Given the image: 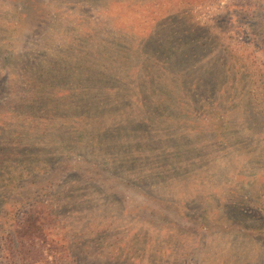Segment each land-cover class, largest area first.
Instances as JSON below:
<instances>
[{
    "label": "rangeland",
    "instance_id": "rangeland-1",
    "mask_svg": "<svg viewBox=\"0 0 264 264\" xmlns=\"http://www.w3.org/2000/svg\"><path fill=\"white\" fill-rule=\"evenodd\" d=\"M257 20L264 0H0V234L38 204L54 246L0 238V264H264Z\"/></svg>",
    "mask_w": 264,
    "mask_h": 264
},
{
    "label": "trees",
    "instance_id": "trees-1",
    "mask_svg": "<svg viewBox=\"0 0 264 264\" xmlns=\"http://www.w3.org/2000/svg\"><path fill=\"white\" fill-rule=\"evenodd\" d=\"M260 20V19H259ZM259 24L258 31L262 30L264 32V22L258 21ZM169 24V23H168ZM168 24H164V27L167 28ZM187 27H181L179 31L177 32L178 35L176 36L178 43L173 46H177L178 48H183L184 46L190 48L188 51H185L184 58H193L195 56V50H200L202 52L205 50L204 47L208 46V44L204 41L203 38L200 37V35L195 31V27L192 25H189L186 23ZM157 32H154L152 40L150 41L149 37L146 39L148 44L152 45V54L155 56L157 54H161V57H163L165 60L167 58V54H169V51L173 48L170 47L167 44L166 40L164 39V36H162V32L158 33V30L160 28L155 29ZM255 32V30H254ZM163 33L166 35V32L163 31ZM256 33V32H255ZM168 36H172V33H168ZM180 35V36H179ZM150 41V42H149ZM261 44V41L260 43ZM263 45V42H262ZM264 46V45H263ZM192 50V52H191ZM130 53L129 46L124 49V57H128ZM140 56V54L138 55ZM221 58H224V55L221 56ZM156 59V58H155ZM154 60V59H153ZM225 66V64H223ZM221 67V66H220ZM214 74L213 77L215 78V74L220 78V76L223 74V70H219V68ZM208 74V70L206 71ZM209 74H211L209 72ZM218 77H216L218 79ZM219 80V79H218ZM181 83L175 84L173 82H170L168 87H165L162 85L161 93L162 95L171 94L174 93L176 90H182L180 88ZM182 92V91H180ZM153 97V96H152ZM145 98V97H143ZM65 100V99H62ZM160 101V100H159ZM159 109V108H157ZM2 127H5V123H0V129ZM15 149V148H13ZM11 149V150H13ZM0 149V155L2 156L1 159L6 157V153L8 150H4V153L1 152ZM11 154V151H9V155ZM0 159V161H1ZM3 221H2V233L0 234V238L7 242V247L10 249L9 257H12L14 254H22L18 257L22 258L25 257V260H29L30 263H33L37 260H40L39 258H35V241L36 243L41 244H48L47 246V252H52L54 250V246L51 244L50 241H48L47 236L49 235L47 233L48 227L52 224V217L50 216L49 212L44 209V207L33 204V206L29 209H26L23 212H17V211H10L5 212L2 215ZM49 237V236H48ZM34 255V256H33ZM47 264V263H46Z\"/></svg>",
    "mask_w": 264,
    "mask_h": 264
}]
</instances>
